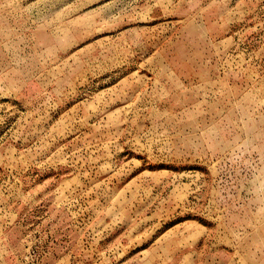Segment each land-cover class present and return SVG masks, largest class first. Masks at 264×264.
Listing matches in <instances>:
<instances>
[{"label":"rangeland","instance_id":"1","mask_svg":"<svg viewBox=\"0 0 264 264\" xmlns=\"http://www.w3.org/2000/svg\"><path fill=\"white\" fill-rule=\"evenodd\" d=\"M0 264H264V0H0Z\"/></svg>","mask_w":264,"mask_h":264}]
</instances>
